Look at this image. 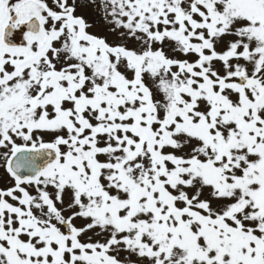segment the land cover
I'll return each instance as SVG.
<instances>
[{
	"label": "snow or ice",
	"instance_id": "1",
	"mask_svg": "<svg viewBox=\"0 0 264 264\" xmlns=\"http://www.w3.org/2000/svg\"><path fill=\"white\" fill-rule=\"evenodd\" d=\"M0 169V264H264V0H0Z\"/></svg>",
	"mask_w": 264,
	"mask_h": 264
},
{
	"label": "rangeland",
	"instance_id": "2",
	"mask_svg": "<svg viewBox=\"0 0 264 264\" xmlns=\"http://www.w3.org/2000/svg\"><path fill=\"white\" fill-rule=\"evenodd\" d=\"M80 14H83L89 22H92L95 24V28L92 29L97 35L100 36H108V39L110 42L115 41V37L109 34L108 32V26L104 23L102 17L98 15L97 11L90 7H85L80 10ZM132 45H130L131 47ZM3 174V170L0 169V175ZM5 180H7V177L5 176Z\"/></svg>",
	"mask_w": 264,
	"mask_h": 264
},
{
	"label": "flooded vegetation",
	"instance_id": "3",
	"mask_svg": "<svg viewBox=\"0 0 264 264\" xmlns=\"http://www.w3.org/2000/svg\"><path fill=\"white\" fill-rule=\"evenodd\" d=\"M13 2H15V0H13ZM20 36L18 34H16V36H13V40L14 42H19Z\"/></svg>",
	"mask_w": 264,
	"mask_h": 264
}]
</instances>
